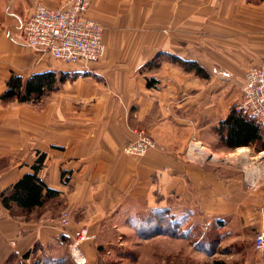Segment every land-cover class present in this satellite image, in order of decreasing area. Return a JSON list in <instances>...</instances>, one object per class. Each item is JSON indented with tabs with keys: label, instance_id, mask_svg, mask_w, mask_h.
<instances>
[{
	"label": "crops",
	"instance_id": "crops-1",
	"mask_svg": "<svg viewBox=\"0 0 264 264\" xmlns=\"http://www.w3.org/2000/svg\"><path fill=\"white\" fill-rule=\"evenodd\" d=\"M64 1L0 0V96L13 75L62 79L39 102L0 100V193L31 172L41 153L38 177L59 192L27 215L0 206V264L26 253L34 254L28 264L73 261L68 245L82 229L94 238L79 254L98 264L101 246L122 247L124 234L135 235L131 220L153 209L169 210L161 228L189 214L200 231L255 235L264 223V165L247 167L237 151L246 148L252 161L264 149L229 148L218 128L239 103L246 70L264 63V0H88L85 16L102 27L104 53L87 69L24 42L22 25L35 4L55 9ZM140 129L159 148L123 154ZM192 143L217 162L190 154ZM252 241L236 251L258 254Z\"/></svg>",
	"mask_w": 264,
	"mask_h": 264
},
{
	"label": "built area",
	"instance_id": "built-area-1",
	"mask_svg": "<svg viewBox=\"0 0 264 264\" xmlns=\"http://www.w3.org/2000/svg\"><path fill=\"white\" fill-rule=\"evenodd\" d=\"M88 8V0H65L55 9H49L40 3L35 4L30 16L22 25L25 44L30 48L39 49L62 64L81 63L87 69L90 64L98 62L104 53L103 29L99 23L85 16ZM236 111L264 127V63L246 70ZM196 146L203 148L197 143H192L189 145L190 154L212 159L211 153L199 154ZM158 148L151 136L140 129L135 131V139L121 150L127 156L138 158ZM66 224V217L61 215L57 225L63 228ZM93 238L86 229L80 230L76 236L70 238L68 247L76 264L85 263L79 254L78 246ZM252 245L255 251L264 253V223L255 233Z\"/></svg>",
	"mask_w": 264,
	"mask_h": 264
},
{
	"label": "rangeland",
	"instance_id": "rangeland-1",
	"mask_svg": "<svg viewBox=\"0 0 264 264\" xmlns=\"http://www.w3.org/2000/svg\"><path fill=\"white\" fill-rule=\"evenodd\" d=\"M205 152L211 153V150L206 149ZM226 159L231 162L230 157ZM217 160L218 157L210 161L217 162ZM243 161L247 167L253 166V164L264 165V157L261 156V158L251 161L248 153ZM160 216L162 215L158 214V217ZM166 222L165 219V224ZM131 223L133 226L131 227L136 229L135 235L124 234L122 247L118 246L119 242L101 246L99 261L102 264H208L212 259H221L228 264H242L245 259L251 260L255 256L264 261V253L254 252L253 254L252 252L239 253L236 251L238 245L251 243L254 233L251 234L250 231H246L242 239L219 236V232L213 228L200 231L201 228L197 221L193 216L190 218L189 214H183L182 222L175 225L176 227L173 226L175 229L159 226L160 229L157 223L155 225L136 224L134 219L131 220ZM163 233L166 237H159V234ZM117 238L115 237V241ZM174 238L178 241H174Z\"/></svg>",
	"mask_w": 264,
	"mask_h": 264
},
{
	"label": "trees",
	"instance_id": "trees-1",
	"mask_svg": "<svg viewBox=\"0 0 264 264\" xmlns=\"http://www.w3.org/2000/svg\"><path fill=\"white\" fill-rule=\"evenodd\" d=\"M173 60L187 70L193 67L192 64L180 59L174 58ZM194 71L199 74V70L196 68H194ZM61 81V77L57 78L53 72L33 74L25 81L13 75L6 82V89L0 96V100L3 103L13 101L18 103H36L55 90L58 82ZM218 132L221 134L223 143L229 148L249 147L257 152L260 149H264V127L257 125L254 119L238 113L236 106L231 108L226 119L220 122ZM44 159V153L37 154V159L30 168L31 172L25 173L15 184L0 193V206L2 208L7 211L18 208L23 214L27 215L32 210L43 207L49 200L59 197L58 191L50 189L38 177V172L43 166ZM158 214L162 216L158 217ZM164 215H169L168 209H153L146 216H139L134 221L136 224L157 223L158 226H161V223L165 222ZM29 256L33 259L34 254L26 253L21 258L17 254H12L5 264H28L26 260ZM62 264L75 263L69 257H66ZM99 264L102 263L100 262ZM209 264L225 263L221 260H213Z\"/></svg>",
	"mask_w": 264,
	"mask_h": 264
},
{
	"label": "bare ground",
	"instance_id": "bare-ground-1",
	"mask_svg": "<svg viewBox=\"0 0 264 264\" xmlns=\"http://www.w3.org/2000/svg\"><path fill=\"white\" fill-rule=\"evenodd\" d=\"M196 148H197L199 154H205L204 148H200L199 146H196ZM237 152L240 153V155L245 156L248 151L246 148H241V149H238ZM212 158L215 159L216 156L213 155Z\"/></svg>",
	"mask_w": 264,
	"mask_h": 264
}]
</instances>
